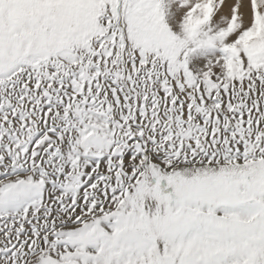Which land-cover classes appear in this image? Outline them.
<instances>
[{"label": "snow or ice", "instance_id": "1", "mask_svg": "<svg viewBox=\"0 0 264 264\" xmlns=\"http://www.w3.org/2000/svg\"><path fill=\"white\" fill-rule=\"evenodd\" d=\"M0 264H264V0H0Z\"/></svg>", "mask_w": 264, "mask_h": 264}]
</instances>
